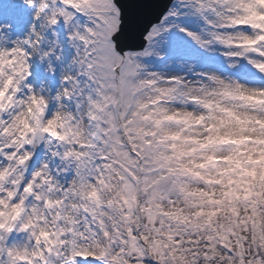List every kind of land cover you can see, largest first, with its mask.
Wrapping results in <instances>:
<instances>
[{"label": "snow or ice", "instance_id": "snow-or-ice-1", "mask_svg": "<svg viewBox=\"0 0 264 264\" xmlns=\"http://www.w3.org/2000/svg\"><path fill=\"white\" fill-rule=\"evenodd\" d=\"M0 264H264V0H0Z\"/></svg>", "mask_w": 264, "mask_h": 264}]
</instances>
